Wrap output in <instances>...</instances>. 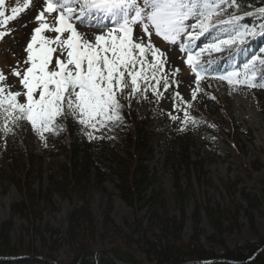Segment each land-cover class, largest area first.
<instances>
[{
  "label": "trees",
  "instance_id": "16d2710c",
  "mask_svg": "<svg viewBox=\"0 0 264 264\" xmlns=\"http://www.w3.org/2000/svg\"><path fill=\"white\" fill-rule=\"evenodd\" d=\"M240 4L235 15L242 17L241 23L264 25V16L258 11L264 8V0H240ZM220 20L224 19L216 17L212 21L216 27L208 31L219 28L222 25ZM251 48L247 44L239 50L249 51ZM236 52L237 49H224L219 54L207 56L210 61L205 78L189 109L191 120L197 123L193 129L175 132L167 139L179 147V153L172 157L174 159L169 157L166 160V165L175 169L172 206L148 164L155 156V143L161 139L155 131L154 120L150 115L140 117L122 101L123 97L119 99L125 133L122 142L112 147L105 131L94 132L95 139H89L87 133L91 130L82 131L67 115L58 119L62 133L58 137H49L43 152L32 149L30 126L25 121L10 124L11 132H0L20 145L15 154L11 147L8 149V158L11 181L23 197L22 202L12 206L10 219L0 223V264H118L105 251H110L116 261L123 264H264V237L258 233L255 217L264 205V183L260 184L262 198L247 190L240 192L244 205L236 199L239 183H224L228 199L223 196L219 201L212 196L205 203L196 204L192 214L193 233L188 242L184 240L187 211L194 198L191 176H197L199 186L206 177L204 163L192 157L191 139H202L208 147L213 146V132L218 127L215 118L223 112L213 75H221ZM255 93L264 117V96L259 91ZM233 129L236 137L243 135L238 127ZM245 138L251 144L255 143L252 136ZM236 144L234 137L231 145L235 150ZM45 159L58 169L62 179H53L49 191L36 193L32 184L33 167H41ZM183 172L186 184L181 175ZM111 178L117 179V196L133 212L135 221L131 227L127 222L124 226L115 223L111 197L101 208L103 220L99 227L88 200H85L95 188L103 189ZM54 191L66 192L84 202L82 207L70 213L64 237L50 224H44L45 209L50 203L47 199ZM202 215L213 231L208 241L220 246L221 252L203 245ZM16 217L23 218L27 224L18 240L12 238ZM243 217L257 239L230 248L225 236L242 230ZM38 240L41 250L36 245ZM64 248L69 250L68 260L59 261V253Z\"/></svg>",
  "mask_w": 264,
  "mask_h": 264
},
{
  "label": "rangeland",
  "instance_id": "374dc122",
  "mask_svg": "<svg viewBox=\"0 0 264 264\" xmlns=\"http://www.w3.org/2000/svg\"><path fill=\"white\" fill-rule=\"evenodd\" d=\"M31 3L32 0H5L4 5L0 6V11L5 12V15L0 17V71L6 76V80H4L3 83L13 92L23 91L20 79L12 75V72L16 69L22 71L28 66L24 61L27 57V44L34 34L33 29L41 23H47L50 26H56L57 24V13H48L45 11L47 5L46 2H44L43 10H39V13L41 11L45 13L43 21L36 19L39 13L31 16L32 22L30 21L31 25H29L28 29V23H22V21L28 14ZM13 8L17 9L15 14L12 13ZM236 11L237 9L225 6V10L219 16V19L220 17L224 20L228 19L227 17H230L231 14H236ZM13 16L14 18H11ZM215 18L216 17H213L212 21ZM193 22V20H189L187 23L192 24ZM238 23L240 25H245L240 21H238ZM75 26L79 32L84 34V39L92 40L100 31L96 28L81 27L79 23H75ZM253 26L256 25L248 27L252 29ZM259 26H256V34L254 36H247L244 43L239 45L240 48L250 44L252 46L251 50L248 51L247 49H243V51L246 52H239V48L235 45L232 46L231 50L237 49L236 56L222 74L242 67L251 53L264 48V36L259 35ZM229 27V25H222L217 30L204 33V35L195 42L194 51L205 48L206 45L217 43L220 39H227L228 35L226 29ZM139 33L140 28L137 26L133 35L134 40ZM43 35L48 38H55L57 34L54 32H44ZM66 35L67 33L64 34V36ZM256 36L257 38L254 39ZM183 39L184 38L181 37V41ZM144 40L145 43H147L148 37L145 36ZM181 41H177L176 44H171L153 34L151 43L164 54L160 57L161 60L166 61L162 72L157 73V78L161 80V87L155 94L150 90L146 97L138 92L135 96L122 98V101L125 102L129 108L136 110L140 117H147L150 115L154 120L153 124L155 131L158 134V139L160 137L161 139L155 143V156L148 164L152 173L157 177L159 186L165 192V196L171 206L172 196L174 194L173 184L175 169L170 165L167 166L166 160L178 154L179 147L173 141H167V139L172 138L175 132H184L194 128L191 119L188 120L186 125L181 123V121L185 119V111H187L189 115V109L194 101L192 92L196 91L198 93L199 85L205 77L204 72H202L199 84H197L195 73L191 66L186 63L188 53L181 51L179 48ZM224 49L229 50L228 48ZM221 52L223 51L215 52L206 49L200 56V65H203L204 69H206L210 61L207 56H212ZM58 56L60 59L65 58L60 55L58 49L57 52L53 54V67ZM148 61L149 63L153 62L151 55L148 56ZM177 69L179 71H176ZM257 75L260 77L258 84L264 83V75L260 73H257ZM213 76L214 86L221 97L223 112L215 118L218 127H216L213 132V146L211 148L203 143L202 139H191L190 151L192 157L195 161L201 160L204 163L206 177L202 186H199L197 176L195 174L191 176L192 185L194 187V198L190 201L187 211L188 220L184 231V240L186 242L189 241L193 233L192 214L196 204H203L207 199L212 198V196H215L216 200L219 201H222L223 196H226L228 199L223 188L224 183H239V193L236 195V199L242 205H244L240 196L242 190H247L251 194L262 198L260 184L264 183V117L260 112L259 100L256 97L255 91L261 92L262 96H264V87L257 86L254 89V87H248L242 83L230 85L227 81L219 79V75L215 74ZM164 79L170 82L167 90H164L162 87ZM174 93H179V97H181L182 100L174 97ZM23 99L24 98L21 97V100ZM120 104H122L121 100ZM119 113L122 117V106L119 109ZM172 117H176V119H172ZM58 119L56 120V124H58ZM77 124L82 131L90 130L79 123ZM29 126L31 146L32 149L37 152L44 151L46 140L49 137H58L63 131V128L60 127L54 132L45 133V139H41L39 133L32 129L30 124ZM234 127H238L240 133L243 135H237L236 137L233 129ZM101 131H105L108 134L111 141L110 146L112 147L122 142L125 133L124 122L122 119L108 122L106 126L99 128V131L96 132ZM249 135L254 139V144H251L247 138H245V136ZM7 137L8 136L0 134V223L9 220L12 206L23 200L16 185L11 181L12 175L8 158V149L11 147L15 154L19 152L20 145L15 144ZM234 137L237 141L236 150L231 145ZM256 169L259 170L256 171ZM33 171L32 184L33 190L36 193H39L40 190L44 192L49 191L53 179L58 181L62 179L58 169L52 166L48 159L44 160L41 167L35 165ZM181 175L183 176L184 184H186L187 178L185 172ZM116 183L117 179L111 178L104 185L103 189L95 188L85 197V200L89 202L91 211L99 227L103 220L101 208L109 201L110 197L113 205L112 218L115 223L124 226L125 222H127L130 227L134 224L135 219L132 210L117 196ZM47 200H50V206H46L44 224H50L53 229L60 232L61 237H64L68 228L70 213L74 209L82 207L84 202L78 197H70L68 193L62 191H54ZM255 217L258 233L264 237V205L255 213ZM202 220L201 229L203 231V245L209 250L221 252L222 249L220 246L214 245L208 241V237L212 235L213 231L209 227L204 215H202ZM242 224L243 227L240 232H234L225 236V242L228 247L233 248L236 245L244 244L248 241H255L257 239L256 235L250 230L249 223L245 217L242 218ZM26 225V221L23 218L16 217L14 219V229L12 233V238L14 240H18V238L23 235V228ZM126 230L128 229L126 228ZM36 245L38 250H41L39 240ZM68 257L69 250L64 248L60 251L58 259L59 261H67Z\"/></svg>",
  "mask_w": 264,
  "mask_h": 264
},
{
  "label": "snow or ice",
  "instance_id": "6c2138e0",
  "mask_svg": "<svg viewBox=\"0 0 264 264\" xmlns=\"http://www.w3.org/2000/svg\"><path fill=\"white\" fill-rule=\"evenodd\" d=\"M46 2L48 13H57L56 26L41 23L33 29V35L27 44L28 66L22 71L13 70L12 75L20 79L23 91L13 92L3 81L6 76L0 71V132H11L10 124L20 121L29 123L41 139L45 133L54 132L61 126L56 120L61 117H73V123H79L90 129L89 139H95L94 132L106 126L108 122L122 119L118 97L135 96L140 92L145 97L151 90L154 94L161 87L157 73L162 72L164 54L151 43L155 34L165 42H180L181 51L187 52L186 63L191 66L197 77L205 71L200 65L201 54L206 50L215 52L224 48H239L245 38L255 35V28L240 25L241 16L231 14L220 24L229 25L228 38L195 50V42L210 28L216 27L212 18L220 16L225 6L239 9L240 0H42ZM5 0H0L3 6ZM264 16V8L258 10ZM17 12L16 8L12 13ZM44 11L37 20L43 21ZM5 12L0 11V17ZM252 15V13H245ZM11 18H14L11 17ZM193 20L192 24H188ZM96 28L99 34L94 39H84V34L75 26ZM140 33L133 39L136 27ZM259 35L264 36V25H260ZM106 29V31H105ZM44 32H54L55 38H48ZM67 33L66 36L64 34ZM148 40L145 43L144 37ZM63 37V38H62ZM55 45V46H54ZM64 59L56 58L57 52ZM151 55L153 62L149 63ZM176 71H179L178 69ZM257 73L264 75V48L250 54L242 67L219 75V79L228 84H245L248 87H264L259 83ZM170 82L163 80L162 87L167 90ZM174 97L180 98L179 93ZM196 91L192 92L195 99ZM21 97L24 99L21 100ZM187 124L191 119L184 113ZM176 119V117H172ZM192 123H197L192 119Z\"/></svg>",
  "mask_w": 264,
  "mask_h": 264
},
{
  "label": "bare ground",
  "instance_id": "6f19581e",
  "mask_svg": "<svg viewBox=\"0 0 264 264\" xmlns=\"http://www.w3.org/2000/svg\"><path fill=\"white\" fill-rule=\"evenodd\" d=\"M43 8H44V2H42V0H32L31 7L28 10V14L24 17L22 23L23 22L28 23L27 28L29 29V25H31L30 21L32 22L31 16H34L35 14L39 13V10L41 9L43 10Z\"/></svg>",
  "mask_w": 264,
  "mask_h": 264
},
{
  "label": "water",
  "instance_id": "95a60500",
  "mask_svg": "<svg viewBox=\"0 0 264 264\" xmlns=\"http://www.w3.org/2000/svg\"><path fill=\"white\" fill-rule=\"evenodd\" d=\"M105 253L110 257V259L112 261H114L115 263H118V264H123V263H119L116 261L115 257L113 256V254L110 252V251H105ZM16 259V258H15ZM209 263H212V262H206L205 264H209Z\"/></svg>",
  "mask_w": 264,
  "mask_h": 264
}]
</instances>
